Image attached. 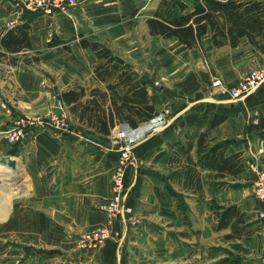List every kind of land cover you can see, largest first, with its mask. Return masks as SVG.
<instances>
[{
    "label": "crops",
    "instance_id": "0c3cea01",
    "mask_svg": "<svg viewBox=\"0 0 264 264\" xmlns=\"http://www.w3.org/2000/svg\"><path fill=\"white\" fill-rule=\"evenodd\" d=\"M125 1L76 0L65 12L37 16L30 24L29 39L30 54L38 56L39 62L26 64L22 56L14 66L0 62V160L14 162L13 169L0 163V264H215L224 254L215 257L210 252L219 249L230 251L240 264H264V218L259 217L264 200L254 194L257 163L244 162L245 171L232 182L236 188H218L209 181L208 171H201L202 192L193 193L182 189L184 176L177 173L185 170L186 164L174 159L173 145L198 117L227 114V120L213 128L210 136L237 140L238 145L231 146L227 155L251 154L264 165V140L247 133L251 116L264 102V87L235 107L224 105L219 94L212 92L204 102H195L184 96L181 73L167 74L165 68L157 72L148 64L139 66L133 58L123 61L116 56L117 62L148 82L147 98L156 112L169 105V125L133 149L135 163L128 168L124 184L126 204L133 209L137 224L127 227L114 221L111 240L93 249L84 244L85 235L107 224L104 207L112 195L111 173L118 162L114 143L118 127L103 135L72 118L61 94L78 86L89 91L105 89V85L93 78L96 58L89 49L73 45L68 52L48 48L47 43L53 35L60 40L82 35L109 50L112 43L132 42L133 20L111 21L110 12L117 11L119 4L126 6ZM20 22L11 1L0 0V37ZM203 46L215 66L212 85L219 80L225 88L236 86L243 72L234 75L245 64L264 68V55L244 38L236 48L215 49L207 33ZM155 74L176 75L172 97L171 87H150L157 82ZM49 114L59 115L51 129L26 131L15 144L7 140L6 133L19 117ZM191 155L194 158V150ZM13 177L21 184L10 189L5 181ZM166 185L184 197L192 230L201 232L198 242L190 229L184 230L175 201L165 192ZM212 200L218 205H238L245 221H259L261 230L250 240L224 241L228 231L211 229L215 221ZM181 232L189 237L180 236ZM233 243L245 252L233 249Z\"/></svg>",
    "mask_w": 264,
    "mask_h": 264
},
{
    "label": "trees",
    "instance_id": "16d2710c",
    "mask_svg": "<svg viewBox=\"0 0 264 264\" xmlns=\"http://www.w3.org/2000/svg\"><path fill=\"white\" fill-rule=\"evenodd\" d=\"M31 22L22 18L18 25L9 28L0 37L3 49L0 51V62L14 66L18 56H22L26 64L39 62L38 56L30 54ZM145 25L150 36L174 39L188 50H198L202 56L205 53L203 37L207 33L215 49L224 46L236 48L244 38L255 51L264 55V1L163 0L159 8L145 19ZM73 45L87 48L93 53L96 58L93 78L105 85V89L94 87L89 91L78 86L61 94L74 120L97 133L108 135L113 128L122 124L136 128L156 113L147 98L148 82L130 67L117 62L104 45L82 35L68 40H60L53 35L47 43L48 48L56 47L68 52ZM227 118V114L215 112L200 116L192 122L182 139L173 142L174 159H181L186 164V169L177 173L184 176L183 190L201 194V171H208L209 181L218 188L238 186L232 182L245 171V160L241 153L226 154L231 146L236 145V141L210 136V131ZM247 133L264 140V102L251 116ZM165 192L175 201L183 227L190 229L195 237L199 236L198 230H192L189 207L184 197L168 185ZM210 210L215 218L211 229L214 232L228 231L223 235L224 241L250 240L261 230L259 221H245V213L236 204L218 205L212 200ZM179 235L189 237L185 232ZM232 247L245 252L238 243H233ZM223 253L224 256L216 264H240V260L230 251L223 250Z\"/></svg>",
    "mask_w": 264,
    "mask_h": 264
},
{
    "label": "rangeland",
    "instance_id": "374dc122",
    "mask_svg": "<svg viewBox=\"0 0 264 264\" xmlns=\"http://www.w3.org/2000/svg\"><path fill=\"white\" fill-rule=\"evenodd\" d=\"M11 1V0H10ZM163 0H127L123 3L126 6L119 4L117 11H111V21L113 22H124L131 21L135 24L133 27V38L132 42H117L110 45V50L117 57L118 60H131L135 59L139 66L143 67L144 65H149L152 68H156L157 72H162L163 68L167 69V74H173L175 71L181 73L182 78V89L184 91V96L187 99L194 100L195 102H204L206 98L210 96V93L219 94L218 98L223 99V104L226 106L235 107L238 103L244 101V99L239 101H233L228 94L225 92L224 87H218L212 85V80L216 74L215 66L213 64L212 56L209 52H205L204 56L201 55L197 50H188L180 46L176 41L173 40H162L158 37H150L147 33V30L144 25V19L147 16L152 15V13L159 8L160 3ZM13 4V2L11 1ZM76 4V0L71 6ZM14 6V9L18 12L19 20L26 19L33 21L37 16L44 15L41 12H30L22 8ZM68 6L67 8L71 7ZM66 8V10H67ZM82 18V17H81ZM80 18V19H81ZM81 21V20H80ZM131 43V44H130ZM134 60V62H135ZM256 67L249 66L245 64L240 66L236 71L235 76L240 74L241 77L239 80L247 74L248 71ZM156 75L157 82L150 83V87L153 89H163L164 86L171 87L170 95H174L173 89L176 86L175 76L176 75ZM238 77V76H237ZM239 81V82H240ZM238 82V83H239ZM173 88V89H172ZM257 91V90H256ZM255 91V92H256ZM169 106V105H168ZM169 119V116H168ZM65 124H67V118L65 117ZM242 133V132H241ZM243 135V134H242ZM235 140V139H234ZM236 145H238L237 140ZM245 162H256L257 169L264 171V165L260 162V159L257 158L254 160L251 154L243 156ZM246 166V165H245ZM250 166L246 171H250ZM6 186L10 189H13L21 184L19 178H9L5 181ZM229 187V186H224ZM9 191V190H8ZM20 190H18L19 192ZM215 220V219H214ZM188 229V228H184ZM199 231V230H198ZM221 232V231H220ZM201 232L199 231V236L195 237L198 242ZM219 237H217L218 239ZM223 253V250H213L210 252L212 256L218 257ZM216 264V263H215Z\"/></svg>",
    "mask_w": 264,
    "mask_h": 264
},
{
    "label": "built area",
    "instance_id": "2783aa9c",
    "mask_svg": "<svg viewBox=\"0 0 264 264\" xmlns=\"http://www.w3.org/2000/svg\"><path fill=\"white\" fill-rule=\"evenodd\" d=\"M18 8L30 12H41L47 16L65 12L74 0H11ZM214 86L223 87L219 80H215ZM264 87V68H254L247 72L242 80L234 87L225 88V92L233 101H239ZM59 105L62 103L59 101ZM170 107L165 105L162 110L156 112L147 121L139 124L136 128L120 125L114 138L118 162L111 173V198L106 202L104 212L107 224L97 228L83 237L87 248L93 249L111 240L110 226L114 221L123 226L132 227L137 224L133 215V209L126 204L128 190L124 179L128 168L135 163L133 149L143 142L147 137L163 132L169 125ZM61 117V116H60ZM59 115L49 114L47 116L31 115L19 117L12 128L6 133L7 140L11 144L17 143L24 137L26 131L36 132L51 129L56 124ZM256 181L254 183V194L259 200H264V171L254 169ZM260 219L264 218V212L259 213Z\"/></svg>",
    "mask_w": 264,
    "mask_h": 264
},
{
    "label": "water",
    "instance_id": "95a60500",
    "mask_svg": "<svg viewBox=\"0 0 264 264\" xmlns=\"http://www.w3.org/2000/svg\"><path fill=\"white\" fill-rule=\"evenodd\" d=\"M0 163H2V164H6V166H7L8 168H10V169H13V167H14V162L11 161V160H8L7 158H2V159L0 160Z\"/></svg>",
    "mask_w": 264,
    "mask_h": 264
}]
</instances>
